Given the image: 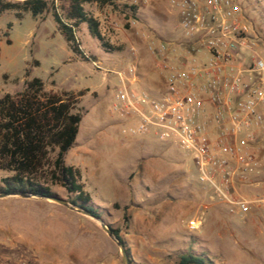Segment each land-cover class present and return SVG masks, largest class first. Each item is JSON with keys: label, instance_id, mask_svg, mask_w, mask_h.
<instances>
[{"label": "rangeland", "instance_id": "1", "mask_svg": "<svg viewBox=\"0 0 264 264\" xmlns=\"http://www.w3.org/2000/svg\"><path fill=\"white\" fill-rule=\"evenodd\" d=\"M115 1L119 8L136 7V16L112 7H90L103 35L118 50H105L83 25L78 39L89 60L71 53L51 13L37 18L25 13L21 19L14 12L1 15L0 97L22 91L34 77L43 80L47 91L88 90L78 104L79 134L65 161L82 170L85 190L104 207L98 211L102 218L121 230L132 264H176L179 255L189 251L213 264H259L264 223L231 215L213 200L212 190L199 181L192 154L174 140L133 136L130 125L112 114L120 85L114 71L136 67L134 89L155 94L146 84L161 75L149 44L180 35L167 0ZM238 1L248 8L246 16L259 39L257 53L264 59V0ZM258 156L264 180V142ZM8 175L0 171V188ZM53 189L68 199L65 189ZM104 200H119L120 208ZM198 217L202 227L192 232L188 223ZM0 264L124 263L117 245L92 219L50 201L7 197L0 198Z\"/></svg>", "mask_w": 264, "mask_h": 264}, {"label": "built area", "instance_id": "2", "mask_svg": "<svg viewBox=\"0 0 264 264\" xmlns=\"http://www.w3.org/2000/svg\"><path fill=\"white\" fill-rule=\"evenodd\" d=\"M167 1L180 35L149 44L162 86L137 90L136 67L114 71L121 86L111 112L131 135L174 140L192 154L199 181L230 214H264V59L247 9L238 0ZM202 224L193 218L188 228Z\"/></svg>", "mask_w": 264, "mask_h": 264}, {"label": "trees", "instance_id": "3", "mask_svg": "<svg viewBox=\"0 0 264 264\" xmlns=\"http://www.w3.org/2000/svg\"><path fill=\"white\" fill-rule=\"evenodd\" d=\"M93 5L100 9H120L126 15L136 16V7L123 5L119 8L115 0H0V16L14 12L19 19L25 13L37 18L49 12L56 32L63 37L72 53L89 60L78 39V31L83 25L105 50H118L103 35L100 20L90 10ZM12 25H7L8 30ZM28 73L29 70L26 71ZM87 93V89L78 92L47 91L43 80L34 77L25 82L22 91L0 97V171L9 173L3 179L0 194L25 193L56 198L60 196L53 188L59 186L66 190L71 203L102 218L98 211L104 208L96 206L85 190L82 170L65 161L79 134L82 114L78 111V104ZM114 206L120 208L118 204ZM124 219L128 221L127 217ZM109 226L126 245L120 235L121 230ZM126 249L131 258L127 245ZM190 263L213 264V261L189 251L180 254L176 264Z\"/></svg>", "mask_w": 264, "mask_h": 264}, {"label": "water", "instance_id": "4", "mask_svg": "<svg viewBox=\"0 0 264 264\" xmlns=\"http://www.w3.org/2000/svg\"><path fill=\"white\" fill-rule=\"evenodd\" d=\"M7 197H19L26 199L50 201L92 219L102 228V230L107 234V236L117 245V247L120 250L123 263L131 264V258L127 253L126 245L122 243V241L113 233L112 228L109 226V224L103 218L95 216L94 214L85 210L84 208L71 203L68 199H64L62 197L44 198V197H39L36 195L25 194V193L0 194V198H7ZM190 264H196V263H190Z\"/></svg>", "mask_w": 264, "mask_h": 264}, {"label": "crops", "instance_id": "5", "mask_svg": "<svg viewBox=\"0 0 264 264\" xmlns=\"http://www.w3.org/2000/svg\"><path fill=\"white\" fill-rule=\"evenodd\" d=\"M246 9L248 10V8H246ZM71 53H72V51H71ZM0 59H1V51H0ZM140 82H142V80H140ZM138 85H140V83H138ZM146 85L147 86H153L156 89V92H155V94H156L159 91V88L162 86L161 78H159V80H156L154 82L153 81H149V83L146 84ZM146 92H149V91H146ZM149 93H151V92H149ZM151 94H154V93H151ZM104 201H106L108 205H111V203H113V205L118 204L120 206V204L117 203L119 200H117V201H107V200H104ZM94 204L96 206H98V207L104 208L101 205H97L96 203H94ZM227 211H228V209H227ZM244 217H246L252 223H255L256 221L260 222L261 224L264 223V215L261 212H258V213L257 212H251V213H249L247 215H244ZM244 241L246 242L247 240H244ZM263 259H264V253L260 255L259 264H262L263 263V261H264Z\"/></svg>", "mask_w": 264, "mask_h": 264}]
</instances>
